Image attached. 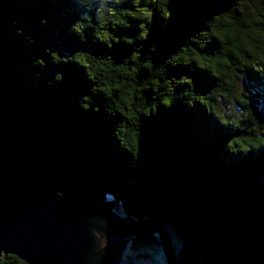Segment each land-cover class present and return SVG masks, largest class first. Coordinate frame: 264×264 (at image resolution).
I'll list each match as a JSON object with an SVG mask.
<instances>
[{
  "label": "trees",
  "instance_id": "1",
  "mask_svg": "<svg viewBox=\"0 0 264 264\" xmlns=\"http://www.w3.org/2000/svg\"><path fill=\"white\" fill-rule=\"evenodd\" d=\"M0 175L264 264V0H0Z\"/></svg>",
  "mask_w": 264,
  "mask_h": 264
},
{
  "label": "water",
  "instance_id": "2",
  "mask_svg": "<svg viewBox=\"0 0 264 264\" xmlns=\"http://www.w3.org/2000/svg\"><path fill=\"white\" fill-rule=\"evenodd\" d=\"M108 198L84 181L78 193L64 198L28 199L9 189L0 175V262L12 256L26 264H120L128 244L133 249L141 242H155L163 247L166 264H178L168 225L201 264L166 218L153 222L128 217L120 203Z\"/></svg>",
  "mask_w": 264,
  "mask_h": 264
},
{
  "label": "rangeland",
  "instance_id": "3",
  "mask_svg": "<svg viewBox=\"0 0 264 264\" xmlns=\"http://www.w3.org/2000/svg\"><path fill=\"white\" fill-rule=\"evenodd\" d=\"M108 199H112V197ZM121 211L125 215L122 208ZM166 226L171 233L178 258L181 252H184L185 246L174 231L168 225ZM151 236H154L156 241L161 242L156 233H152ZM121 240L126 242L127 238ZM120 264H166L163 247L155 242H141L136 244L133 249H130V244H128L122 254Z\"/></svg>",
  "mask_w": 264,
  "mask_h": 264
}]
</instances>
